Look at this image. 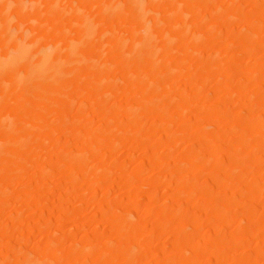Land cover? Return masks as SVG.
<instances>
[{
  "label": "rangeland",
  "instance_id": "1",
  "mask_svg": "<svg viewBox=\"0 0 264 264\" xmlns=\"http://www.w3.org/2000/svg\"><path fill=\"white\" fill-rule=\"evenodd\" d=\"M0 264H264V0H0Z\"/></svg>",
  "mask_w": 264,
  "mask_h": 264
},
{
  "label": "bare ground",
  "instance_id": "2",
  "mask_svg": "<svg viewBox=\"0 0 264 264\" xmlns=\"http://www.w3.org/2000/svg\"><path fill=\"white\" fill-rule=\"evenodd\" d=\"M141 14H146V13L141 12ZM141 18H144V16L142 17V15H141ZM142 20H144V19H142ZM146 22H147V21H146ZM143 23H144V21H143ZM147 23H148V22H147ZM148 33H149V32H148ZM148 33H147V35H146V38H144V39H145L144 43H146L147 46L150 45L151 40H152V38H153L152 36H150L151 34H150V33L148 34ZM150 39H151V40H150ZM151 46H152V45H151ZM20 53H21V54H20V57L25 56V55H24V49H23ZM47 53H48V52H47ZM47 53L45 54V58H44V63H43V64H45V65H43L44 68H45V66H46V63L49 62V63L51 64V61H49V60H50V55H51V54L49 53V54H50V55H49V54H47ZM49 63L47 64V65H49V66H47V68H56L55 66L60 65V64H57V63H60V62H57V63H56L57 65H56L55 63H53V64L50 65ZM54 64H55V65H54ZM23 80H24V79H23ZM17 81H18V80H17ZM25 82H27V81H25Z\"/></svg>",
  "mask_w": 264,
  "mask_h": 264
}]
</instances>
